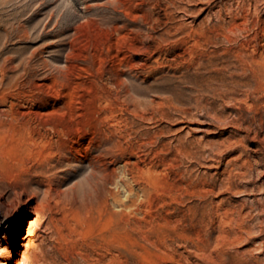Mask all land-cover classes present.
Instances as JSON below:
<instances>
[{"label":"rangeland","instance_id":"rangeland-1","mask_svg":"<svg viewBox=\"0 0 264 264\" xmlns=\"http://www.w3.org/2000/svg\"><path fill=\"white\" fill-rule=\"evenodd\" d=\"M263 245L264 0H0V264Z\"/></svg>","mask_w":264,"mask_h":264},{"label":"bare ground","instance_id":"bare-ground-1","mask_svg":"<svg viewBox=\"0 0 264 264\" xmlns=\"http://www.w3.org/2000/svg\"><path fill=\"white\" fill-rule=\"evenodd\" d=\"M22 179V178H21ZM18 184L20 183V182H17ZM23 185V184H22ZM252 239V238H251ZM263 242V241H262ZM108 244V243H107ZM104 246V245H103ZM108 246V245H107ZM264 246V245H263ZM106 247V246H105ZM119 249H120V245H119V243H117V242H114V243H110L109 244V246L108 247H106L105 248V255H107V254H111L112 253V255H113V252H114V250H115V252L117 251V253H114V255L115 256H117L118 257V255H119ZM102 250H103V248H102ZM104 251V250H103ZM101 252V251H100ZM103 255V254H102ZM101 256V255H100ZM121 257V256H120ZM105 258V257H104ZM107 260V259H106ZM105 260V261H106ZM104 261V260H103ZM99 262H101V261H99ZM258 263V262H257ZM101 264V263H100ZM115 264H118V261L116 260L115 261Z\"/></svg>","mask_w":264,"mask_h":264}]
</instances>
